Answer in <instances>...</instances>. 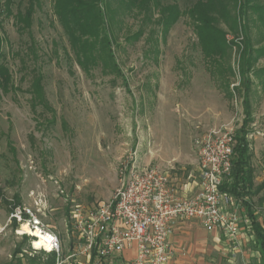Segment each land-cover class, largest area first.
<instances>
[{
    "label": "rangeland",
    "instance_id": "1",
    "mask_svg": "<svg viewBox=\"0 0 264 264\" xmlns=\"http://www.w3.org/2000/svg\"><path fill=\"white\" fill-rule=\"evenodd\" d=\"M7 1L0 0V62L11 75L9 89L0 86V264L49 262L9 224L16 206L40 210L63 256L72 245L80 251L72 212L110 202L134 161L167 170L173 185L195 192L197 138L213 129L236 134L246 120L243 36L240 27L231 31L236 0H223L228 18L217 15V25L239 44L212 59L189 12L208 0H106L113 60L96 51V66L79 65L55 0ZM249 18L254 48L262 49L264 20ZM252 68L248 141L257 188L264 182V56ZM254 205L264 223V189ZM77 264L90 263L79 253Z\"/></svg>",
    "mask_w": 264,
    "mask_h": 264
},
{
    "label": "built area",
    "instance_id": "2",
    "mask_svg": "<svg viewBox=\"0 0 264 264\" xmlns=\"http://www.w3.org/2000/svg\"><path fill=\"white\" fill-rule=\"evenodd\" d=\"M235 135L232 130L213 129L197 138L199 180L192 193L181 192L169 172L159 166L137 161L125 165L121 186L110 202L72 212L73 230L84 243L80 254L94 260L93 264H106L116 255L135 250L128 264H170L174 254L170 234L176 222L195 220L208 231L218 229L229 238L238 235L241 201L221 190L232 173ZM8 219L20 228L18 234L29 237L34 254L54 253L60 264V237L44 223L39 209L16 206ZM24 225L29 232H21ZM40 235L46 236L50 250L35 247Z\"/></svg>",
    "mask_w": 264,
    "mask_h": 264
},
{
    "label": "trees",
    "instance_id": "3",
    "mask_svg": "<svg viewBox=\"0 0 264 264\" xmlns=\"http://www.w3.org/2000/svg\"><path fill=\"white\" fill-rule=\"evenodd\" d=\"M11 0L7 2L10 3ZM129 4L136 5L138 2L147 0H125ZM106 0H55L54 11L60 18L61 22L67 29V33L72 47L77 55L78 63L84 66L86 63L97 65L98 59H95L96 51L104 54L107 59L113 60L111 51V32L107 13L102 9ZM238 6V15L234 20V27L231 31L236 34L240 27L243 39L242 44V61L240 69L244 76V105L246 120L241 129L236 133V144L234 147L233 168L230 177L225 180L221 190L233 195L247 208L249 217L252 220V229L256 237L258 249L264 264V228L258 221L252 210V197L264 189V183L255 188V170L252 165L253 153L248 141V126L253 122L251 117V105L249 95L253 82L248 78V74L253 71L252 62L254 59L264 56V48L255 49L252 39L249 35V15L250 12L257 14L259 20H264V2L260 0H236ZM260 2V3H259ZM29 17H31L34 6L31 7ZM190 16L195 21L196 33L202 48L203 55L206 59L215 57L222 58L231 44L227 33L217 25L218 16L228 18L227 9L223 0L199 1L190 9ZM31 14V15H30ZM172 22L176 21L177 14L172 13ZM239 25V26H238ZM2 39L0 37V49ZM1 51V50H0ZM1 56V54H0ZM11 75L8 68L0 62V86L5 91L9 88ZM35 93L43 97L42 89L37 82L34 85ZM28 241L29 237L24 236ZM21 251H19L20 253ZM48 264H56L57 258L54 253L48 254ZM94 261V260H93ZM104 264V263H102Z\"/></svg>",
    "mask_w": 264,
    "mask_h": 264
},
{
    "label": "crops",
    "instance_id": "4",
    "mask_svg": "<svg viewBox=\"0 0 264 264\" xmlns=\"http://www.w3.org/2000/svg\"><path fill=\"white\" fill-rule=\"evenodd\" d=\"M255 182L256 179H254ZM190 186L191 184L183 186V188H180L181 192L184 193L185 191L187 194V188ZM262 191L252 197L251 204L255 216L264 228L263 220L259 217L254 205L255 198ZM239 215L241 216L240 231L234 238L227 237L218 229L208 231L195 220L176 222L170 234V243L174 249L170 264H263L252 229V220L243 203L240 204ZM71 235L73 239L82 242L77 237V233H75L73 227ZM79 253L78 247L72 245L69 256H63V251L59 263L77 264ZM73 254L76 256L70 258ZM135 254V250L125 251L123 254L116 255L111 260H108L106 264H128L127 260H132ZM86 259L88 263L93 264V260L87 256ZM56 264H58L57 261Z\"/></svg>",
    "mask_w": 264,
    "mask_h": 264
},
{
    "label": "bare ground",
    "instance_id": "5",
    "mask_svg": "<svg viewBox=\"0 0 264 264\" xmlns=\"http://www.w3.org/2000/svg\"><path fill=\"white\" fill-rule=\"evenodd\" d=\"M21 232H29L28 226L24 225L21 228ZM46 236L45 235H40V241L35 240V247L39 248L42 246H45L46 250H50V245L46 242Z\"/></svg>",
    "mask_w": 264,
    "mask_h": 264
}]
</instances>
